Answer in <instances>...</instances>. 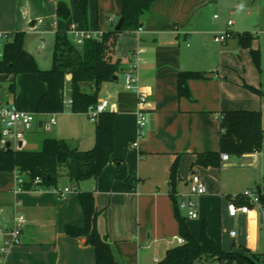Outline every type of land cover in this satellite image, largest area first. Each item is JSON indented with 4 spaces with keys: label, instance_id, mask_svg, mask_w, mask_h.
Returning a JSON list of instances; mask_svg holds the SVG:
<instances>
[{
    "label": "crops",
    "instance_id": "obj_1",
    "mask_svg": "<svg viewBox=\"0 0 264 264\" xmlns=\"http://www.w3.org/2000/svg\"><path fill=\"white\" fill-rule=\"evenodd\" d=\"M58 1L0 0V30L13 34L24 32L25 48L36 57L35 54L45 48V38L54 37L55 42L56 34L69 31L72 25L81 31L102 33L115 27L121 17L122 0H90L87 18L77 0H65L72 12L71 19L66 21L58 17ZM220 1L156 0L144 15L143 28L120 34L115 55L123 60L125 69L117 80L104 83L99 93V100L107 99L108 110L116 112L115 148L112 160L97 178L73 184L68 177H62L59 185H74L76 191L61 198L50 190L15 193L17 172H0V230L12 226L16 213L26 218L20 244L12 246L5 254L0 251V264H96L94 246L85 238L68 235L65 230L67 224L85 225L80 191H94L100 210L98 231L107 238L118 264H158L169 248L179 244L171 245L172 242H178L177 237H181L170 183L175 161L178 162L175 191L179 203L181 195L189 192L192 173L199 174L208 188L206 194L191 197L199 216L188 218L187 211L184 213L192 233L201 239L202 226L207 223V233L224 250L251 249L248 232L257 238L264 231L263 207L251 204L248 213L234 218L229 215L227 206L232 200L241 205L242 198L246 199L244 190L264 185L263 179L257 180L264 168V152L239 156L221 152L219 167L197 163L198 154L220 150L224 112L239 109L262 112L258 98L243 86L246 81H241L232 71L233 66L236 69L241 65L233 57L234 48L241 42L231 39L235 35L240 38V31L237 34L233 31L224 44H219L214 39L216 29L204 13L205 8L218 5ZM134 50H139L141 57L140 94L144 97L147 116L142 136H139L137 123L138 93L127 90L120 81ZM181 70L208 73L205 78L188 81L191 97L179 95ZM13 82L15 91L10 90ZM22 82V74L0 73L5 98L0 99V106L15 103L21 109L36 113L22 147L38 150L47 137L65 139L80 150L94 147L96 133L89 126H82L81 131L73 135L49 133L57 119L47 128L52 113H37L46 83L42 81L43 85L38 86L34 101L20 97L17 102V97L24 92ZM69 91L67 88V97ZM259 97L264 101V92ZM84 114L88 113H79V116ZM90 125L95 126V123ZM262 125L264 128L263 114ZM136 140L138 145L134 146ZM223 153L229 157L222 158ZM236 220L242 230L232 236ZM228 226L233 227L228 232L229 237L239 238V245L231 248L223 243V230ZM169 236L173 237L168 241Z\"/></svg>",
    "mask_w": 264,
    "mask_h": 264
},
{
    "label": "trees",
    "instance_id": "obj_2",
    "mask_svg": "<svg viewBox=\"0 0 264 264\" xmlns=\"http://www.w3.org/2000/svg\"><path fill=\"white\" fill-rule=\"evenodd\" d=\"M90 0H77L85 18L88 15ZM156 0H122L121 17H124L120 29L104 31L98 38L89 37L82 44H77L68 31L56 34L52 53V67L42 69L35 57L25 48L24 32H15L13 39L4 46V56L0 63V73L18 75L34 73L46 83L47 89L37 104V113H56L63 111L66 101L71 98V111L87 113L91 105L99 101V93L104 83L114 81L124 71V62L115 55L119 36L124 31L143 28L145 13ZM57 14L60 19L69 21L72 16L70 6L65 0L57 2ZM70 28V27H69ZM242 45H248L251 35L239 34ZM254 61L260 68L258 51H252ZM71 78H68V75ZM207 72L198 70H181L178 75V92L180 96L191 97L188 81L207 77ZM243 86L263 96L260 88L246 82ZM70 89L69 97L66 96ZM16 84L10 85L15 91ZM116 112L106 110L98 114L95 122L96 142L89 150H80L67 140L47 137L38 150L24 147L8 150L1 145L0 134V172H17L22 174L26 188L39 176L42 185L58 186L62 177L77 184L81 181L97 178L104 167L112 160L115 148L114 123ZM223 132L219 151L198 154L197 163L204 166L221 165V152L234 156L259 151L264 142L262 112L260 110H229L222 117ZM179 178L178 162L175 161L170 171L171 195L174 201L175 217L178 221L179 234L184 242L167 250L165 257L158 264H205L210 259L220 264H260L262 254L247 247L241 251H226L208 233L207 223L202 226L201 239L191 231L187 217L181 212L176 197L175 185ZM74 186V185H71ZM76 188V187H75ZM79 200L85 214V225L79 227L66 225V233L73 237L85 238L96 252V264H118L114 258L107 238L98 231L100 210L96 205L94 191H80ZM260 205L264 208V192H259ZM242 204L251 205L242 198Z\"/></svg>",
    "mask_w": 264,
    "mask_h": 264
},
{
    "label": "built area",
    "instance_id": "obj_3",
    "mask_svg": "<svg viewBox=\"0 0 264 264\" xmlns=\"http://www.w3.org/2000/svg\"><path fill=\"white\" fill-rule=\"evenodd\" d=\"M215 19H219V14L214 15ZM233 20H229L227 23V29H219L214 36V39L219 44H224L229 37L233 35L232 25ZM73 25L70 27V34H72L74 41L77 44H82L86 38L95 37L98 38L100 32H90L87 30H77ZM13 39V33L0 30V63L4 56L5 44ZM140 65L141 57L139 50H134L131 56V60L127 69L124 72V87L127 90H131L138 93V110H137V123L139 128V136H142L143 128L147 123V116L144 112V97L140 94ZM67 109L71 111L72 100L68 98L66 101ZM109 102L107 99L99 100L97 104L91 105L88 109V115L93 123L96 122L98 114L100 112L108 110ZM36 120V113L21 109L15 103H8L0 106V134L2 138L1 145L5 147L7 141L11 142V148H21L19 141H23L27 131L31 130ZM56 123L55 115H51L46 127L50 128ZM134 146L138 145L137 140L133 142ZM23 146V145H22ZM6 148V147H5ZM229 155L223 153L222 158L226 159ZM17 185L14 188V192L18 193L23 190L31 192H42L46 190L53 191L61 198H66L71 192L76 191L74 186H53L46 187L42 185V179L37 176L33 179L32 185L26 188L24 185V178L22 174L16 173ZM264 181V176H263ZM208 191L207 185L203 178L197 174L192 173L189 178V192L181 195L180 208L187 211L188 218H197L199 216L198 211L195 208V202L192 200L193 195H204ZM264 192V185L258 189L248 188L244 190L243 196L249 200L250 204L260 205L259 192ZM230 216L236 218L240 213L246 214L250 211V205L241 204L238 205L234 200L230 201L227 206ZM264 210V208H263ZM26 224V218L22 213H16L13 218V224L8 229L0 230V251L6 253L12 246L20 244L23 228ZM232 236H235L236 231H231ZM178 243L184 242L182 237L177 238ZM260 264H264V254Z\"/></svg>",
    "mask_w": 264,
    "mask_h": 264
},
{
    "label": "rangeland",
    "instance_id": "obj_4",
    "mask_svg": "<svg viewBox=\"0 0 264 264\" xmlns=\"http://www.w3.org/2000/svg\"><path fill=\"white\" fill-rule=\"evenodd\" d=\"M204 13L206 14V16H208L210 23L216 29L215 33L219 29L226 30L228 21L233 20L234 24L232 25V30L235 34H237V31H240L241 34L248 33L249 35H251L250 39L248 40V45H242L241 43H239V47L234 48L233 57H236L238 61L241 62V65L236 69L233 66L232 71L233 74L239 77L241 81H246L247 83L258 86L264 92V0H221L218 5L212 4L205 8ZM215 14H219L220 20L214 19ZM75 29L80 30L78 27ZM68 32L70 33V31ZM238 37V35H235V37L233 36V38L231 39H233V41H236V39L240 40V38ZM45 39V48L42 51L37 52L38 54H35L37 64L43 69L51 67V55L54 45V37ZM32 45L33 47L36 45V40L32 41ZM253 50L259 52L260 68L257 67L254 61L252 54ZM22 75V85L24 87V92L20 94L19 97H17V102L20 100V97H26L30 102H32L36 97V89L38 88V86H42L43 82L34 73H22ZM120 81L123 82L124 85V78L123 81L122 78ZM249 92H251L253 96H256L258 98L259 104L262 105V114L264 117V101H261L257 93L251 90H249ZM0 99H5L3 96L2 87H0ZM29 107H32L30 103ZM51 115H55L57 119V123L51 128L50 131H48L51 134L58 135L59 133H65L73 135L79 133L82 129V126H89V128L92 130L95 129V126L90 125L92 123L90 115L84 114L82 115V117H80L79 113L72 112L68 110L67 107L63 111L52 113ZM35 136L38 139L40 138L38 134H35ZM259 151L264 152V142ZM233 159L234 156H232V160ZM258 175L260 176H257V180L260 182L261 179H263L262 177L264 176V168H261ZM181 212L184 214L186 213V210L181 209ZM238 222L236 224L234 223V228H232L240 233L242 228L241 226L239 227ZM232 228L228 226L227 229L223 230V243L225 246L230 245V248L239 245L238 236L232 239L228 235V232H230ZM172 237L173 236H169L166 239H168L169 241L172 240ZM248 239L251 240V249L249 248L251 251L264 254L263 230L261 231L260 236H258L257 238L256 236H254V234L248 232ZM172 243L173 244L171 245H175L178 242L173 241ZM254 245L256 246L255 250ZM236 250L241 251L242 248ZM205 264L220 263L217 260L210 259Z\"/></svg>",
    "mask_w": 264,
    "mask_h": 264
},
{
    "label": "water",
    "instance_id": "obj_5",
    "mask_svg": "<svg viewBox=\"0 0 264 264\" xmlns=\"http://www.w3.org/2000/svg\"><path fill=\"white\" fill-rule=\"evenodd\" d=\"M123 21H124V17H120L117 24L115 25V29H120L122 27ZM68 78H71L70 74L68 75ZM114 79L117 80L118 76H115ZM22 145H23V141L21 140V141H19V146L22 147ZM5 147H6V149L11 150L12 149L11 148V142L7 141L5 144ZM235 159H237V157H235ZM258 191H260V187H258Z\"/></svg>",
    "mask_w": 264,
    "mask_h": 264
}]
</instances>
